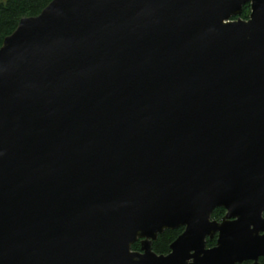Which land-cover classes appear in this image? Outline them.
Segmentation results:
<instances>
[{"label":"water","instance_id":"water-1","mask_svg":"<svg viewBox=\"0 0 264 264\" xmlns=\"http://www.w3.org/2000/svg\"><path fill=\"white\" fill-rule=\"evenodd\" d=\"M261 256L264 0H51L19 21L0 46V264Z\"/></svg>","mask_w":264,"mask_h":264},{"label":"trees","instance_id":"trees-1","mask_svg":"<svg viewBox=\"0 0 264 264\" xmlns=\"http://www.w3.org/2000/svg\"><path fill=\"white\" fill-rule=\"evenodd\" d=\"M51 0H0V46L4 38L11 34L23 17L38 15ZM250 4L243 6L241 16L248 18ZM226 210L218 207L213 211V218H220L225 215ZM183 228L166 229L153 242V249L159 254H167L170 251V244L181 234ZM140 241L133 244L134 250H140ZM264 263V257L260 259Z\"/></svg>","mask_w":264,"mask_h":264},{"label":"flooded vegetation","instance_id":"flooded-vegetation-1","mask_svg":"<svg viewBox=\"0 0 264 264\" xmlns=\"http://www.w3.org/2000/svg\"><path fill=\"white\" fill-rule=\"evenodd\" d=\"M251 11V10H250ZM250 14V13H249ZM239 17V16H238ZM240 17H242L241 15H240ZM249 17V16H248ZM235 18H237V16L235 17ZM243 18V17H242ZM244 19H248V18H244ZM226 213V212H225ZM224 216V215H223ZM223 216L222 217H220V218H213L212 217V219L213 220H218V221H221L222 220V218H223ZM178 228H180V227H178ZM183 228V230H182V232L184 231V227H182ZM181 232V233H182ZM217 241H218V233H216V234H214L213 236H207L206 237V248H208V249H210V248H213V247H215L216 245H217ZM172 244V243H171ZM170 244V245H171ZM170 251H171V248H170ZM169 251V252H170ZM264 256H261L260 258H259V261L261 262V258H263ZM252 263V261H243V262H241V263H237V264H251ZM262 264H264L263 262H261Z\"/></svg>","mask_w":264,"mask_h":264}]
</instances>
